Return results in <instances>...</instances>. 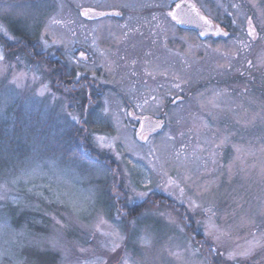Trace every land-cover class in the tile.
<instances>
[{"label":"rangeland","instance_id":"374dc122","mask_svg":"<svg viewBox=\"0 0 264 264\" xmlns=\"http://www.w3.org/2000/svg\"><path fill=\"white\" fill-rule=\"evenodd\" d=\"M188 1L217 24H228L231 37L201 40L170 24L162 42L121 44L111 25L82 18L79 9L92 0H0V27L8 33L2 37L14 43L31 37L75 72V82L87 79L99 90L106 87L100 102L93 103L90 142L119 165L115 175L121 182L105 167L65 160L63 154L54 159L30 149L12 156L5 141L0 150L7 160L0 173V260L5 255L11 261L6 264H49L48 258L32 262L27 257L46 249L59 255L56 264H114L116 257L128 264H210L179 212L158 204L126 220V213L113 211V187L114 194L127 195L130 207L152 193L184 207L216 264H264V100L258 94L264 88V0ZM159 16L155 20L169 19ZM249 18L255 39L247 35ZM0 50L6 57L0 61L1 123L10 121L9 129L15 128L19 113L23 134L41 126L31 124L37 118L56 137L70 122L81 121L79 98L54 91L44 64L9 56L2 44ZM81 52L86 59H80ZM239 75H248L249 81H230ZM113 89L123 92L117 95ZM130 111L163 116L165 126L141 142ZM101 138L114 147L103 146ZM139 192L148 195L140 199ZM32 195L52 208L39 206ZM16 204L22 206L20 213L28 207L48 213L49 225L31 223L49 233L35 232L27 223L17 231L10 213ZM144 235L150 244L140 242ZM257 240L247 256L230 258Z\"/></svg>","mask_w":264,"mask_h":264},{"label":"trees","instance_id":"16d2710c","mask_svg":"<svg viewBox=\"0 0 264 264\" xmlns=\"http://www.w3.org/2000/svg\"><path fill=\"white\" fill-rule=\"evenodd\" d=\"M227 30L230 31V26L228 24H222ZM231 37V33H230ZM218 40V39H214ZM0 44L4 46L5 52L11 56L13 54H20L24 56L32 64L42 65L44 64L48 69L47 78L50 81L51 88L54 91H57L63 95L76 99L79 98L80 107L79 110L82 113L81 121L78 124L71 123L68 125V128L60 136L52 137L51 133L46 132L48 124H42L40 119L31 118V124H41L38 128H33L31 132L23 134V123L21 120V115L16 114L14 121L15 128L9 129L10 121H0V150H2V144L6 141L12 151V156L22 157L26 152L30 153L34 150H40L54 159H58L61 154L64 155L65 160H75L79 161L86 165H95L105 167L107 170L111 171L114 175L119 173V165L109 156H105L96 150L90 142V132L93 130L92 126V116L97 106L95 104L100 102L101 94L105 92V88L99 90L96 88V84H91L90 80L82 79L81 81L75 82V72L70 70L68 66L62 61L61 58H57L59 53H54L51 51L45 52L41 43L32 39L31 37H24L20 42H10L0 35ZM247 74V73H246ZM238 80L233 78L231 82H244L249 81L248 75H239L236 77ZM236 81H235V80ZM217 81V79H216ZM215 80L209 81V84L215 83ZM226 82V81H225ZM257 84V80L255 82ZM258 94L264 100V88L258 89ZM74 95V96H73ZM93 107L95 109H93ZM165 121V120H164ZM164 128V127H163ZM162 128V129H163ZM23 135V138H22ZM27 150V151H26ZM26 151V152H25ZM31 152V153H32ZM35 153V152H33ZM7 165V160L3 158V154L0 151V173L1 169ZM115 180L117 178L118 184L120 185V174L114 176ZM121 186H118L120 188ZM23 196V193H21ZM110 200L113 205V211H120V213H126L124 219L131 220L138 217L142 210L146 208L153 209L156 205L162 204L164 206H170L176 212H179L188 234L193 238V243L197 245L202 254L207 258L210 264H216V256L213 253L211 247H209L203 235L198 233L194 227L192 219L187 215V211L184 207H179L177 204L172 202L171 199L159 194L152 193L149 198L136 206H128L127 204V195L124 192L119 194H114L113 187L109 191ZM32 199H35L39 206L51 207V205L43 202L40 198H35L32 195ZM22 206L19 204L10 205V213L12 214V225L17 231H21L23 225H28V227L35 230V232L43 231L46 235L47 228H44L42 225H35L31 223L32 221H38L42 224H50V216L47 214L41 213L39 210L34 208H27V210L20 213ZM32 220V221H31ZM20 233V232H17ZM211 249V252H210ZM32 262L44 261L47 258L49 259V264H56L59 260V255L51 251L42 250H33L31 255H28ZM7 256H3L0 260L1 264L10 263Z\"/></svg>","mask_w":264,"mask_h":264},{"label":"flooded vegetation","instance_id":"af4514ba","mask_svg":"<svg viewBox=\"0 0 264 264\" xmlns=\"http://www.w3.org/2000/svg\"><path fill=\"white\" fill-rule=\"evenodd\" d=\"M93 4L89 5L86 8L79 9L80 14L88 9H91V13H98V16H84L81 14L82 18L87 20L90 23H105L111 25L116 29L117 35L116 39L120 37L121 44L123 43H136L138 40H143L149 43H158L165 40L169 37L171 25L174 26L178 31H192L189 29L180 28L179 24L175 21H172L170 18L165 20H155L156 17H160L159 14H163L164 17L168 11L174 10L177 3L184 1L189 2L188 0H173L169 3H129L130 0H92ZM113 1V2H109ZM161 1V0H153ZM171 1V0H168ZM167 5H172L171 8ZM115 13H119L116 15ZM210 19V18H209ZM211 20V19H210ZM214 22V21H213ZM217 24L216 22H214ZM223 28L224 26L221 25ZM225 29V28H224ZM195 32V31H193ZM199 37V32H195ZM170 34V33H169ZM230 37L229 36L227 38ZM168 39V38H167ZM207 39H220L214 38L212 36L207 37ZM226 39V38H225ZM159 59V58H157ZM122 89V88H121ZM113 89V93L119 95L123 90ZM134 90V89H133ZM134 90L133 92H135ZM125 92V91H124ZM124 96V94L122 93ZM173 102H171L172 104ZM130 118L137 121V129L139 128L140 121L139 118L144 117L138 115L136 112L130 111ZM151 117V116H150ZM154 119L164 120L163 116L161 117H152ZM158 132L154 133L157 134ZM154 134H150L154 135ZM148 136V137H149ZM144 142V141H141Z\"/></svg>","mask_w":264,"mask_h":264},{"label":"snow or ice","instance_id":"6c2138e0","mask_svg":"<svg viewBox=\"0 0 264 264\" xmlns=\"http://www.w3.org/2000/svg\"><path fill=\"white\" fill-rule=\"evenodd\" d=\"M167 7L171 8L172 5H167ZM178 10V11H177ZM91 12V9L85 10L83 11L81 14L84 16H89ZM116 15H118L119 13H115ZM166 16L169 17L172 21H175L177 24H184V23H192V22H200L202 21L203 23L200 25L202 28L201 31V35H205L207 32L211 31L213 32L215 35H223V36H228V33L223 31L219 26L213 25L212 22L210 20H208L207 18H205L204 16H202L198 11L195 10V8L191 5H187L186 3H177L175 5V9L168 11L166 13ZM248 30H247V35L253 39L256 38V32H255V28L252 25V21L249 18L248 19ZM0 33H2L3 35L7 36L8 33L6 30H4L2 27H0ZM43 39V37H42ZM55 43V41H54ZM44 46L47 48L49 47L48 43L46 40H44ZM5 53L3 52V50H0V61H4L5 60ZM80 59L84 60L86 59L85 53L81 52L80 53ZM251 63V62H249ZM23 76V74H21L20 77H16L13 80V83H16L17 80H19L21 77ZM77 79H79V77H77ZM175 87L179 88L180 85L176 84ZM153 100H156V97H152ZM73 119H76V117H73ZM148 119V118H145ZM164 126V122L162 120H156L155 122H152L151 120H148L147 125L145 124H141L140 127V131L137 133V135L139 136L140 140L145 141L146 143L148 142V136L149 134H151L152 132H154L156 129L162 128ZM207 126V125H205ZM101 142L103 144V146L108 147V148H113L114 145L111 143H103V138H101ZM221 143H223V141H221ZM219 146V145H218ZM182 191V190H181ZM138 198L140 199H144L148 193L147 192H139L136 194ZM196 207H198V205H194ZM141 243H143L144 245H148L150 244V237L147 235H144L141 237ZM260 241H254L251 243L250 247L248 249H246L243 252L240 253H230V258H234L235 256H247L253 248H255L257 245H259ZM116 247H118L117 244H113L112 250L115 251ZM211 252V249H210ZM179 255V254H177ZM114 264H128L127 259H125L124 261H120L119 257L115 258Z\"/></svg>","mask_w":264,"mask_h":264},{"label":"water","instance_id":"95a60500","mask_svg":"<svg viewBox=\"0 0 264 264\" xmlns=\"http://www.w3.org/2000/svg\"><path fill=\"white\" fill-rule=\"evenodd\" d=\"M181 3H186L187 5H191V6H193L194 8H195V10L196 11H198L202 16H204L205 18H207L208 20H210L205 14H203L202 13V11L197 7V5L195 4V3H193V2H191V1H189V2H187V1H184V2H181ZM175 9V8H174ZM178 11V10H177ZM98 15H100V14H98V13H91L89 16H98ZM211 22H212V24L213 25H216V26H219L223 31H225V32H227L228 33V36H229V32L226 30V29H224L221 25H219V24H215L212 20H210ZM203 22L202 21H200V22H192V23H184V24H179V26H180V28H182V29H189V30H192V31H195V32H199V37H200V39L201 40H205L207 37H210V36H212V37H214V38H227L228 36H223V35H215L213 32H211V31H209V32H207L205 35H201L200 33H201V31H202V28H201V24H202ZM145 118H148V119H145ZM148 120H151L152 122H155L156 120H159V119H154V118H152V117H150V116H144V117H141V118H139V121H140V127H141V124H145V125H147V123H148ZM163 122H164V126H165V121L164 120H162ZM163 126V127H164ZM140 127H139V129H138V132L140 131ZM162 127V128H163ZM162 128H159V129H156L154 132H152L151 134H154V133H156V132H159V131H161L162 130ZM137 132V133H138ZM150 135V134H149ZM136 138L139 140V141H142V140H140V138H139V136L136 134Z\"/></svg>","mask_w":264,"mask_h":264}]
</instances>
